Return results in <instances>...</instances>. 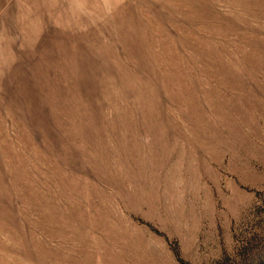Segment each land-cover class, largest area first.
I'll use <instances>...</instances> for the list:
<instances>
[{
  "label": "rangeland",
  "instance_id": "374dc122",
  "mask_svg": "<svg viewBox=\"0 0 264 264\" xmlns=\"http://www.w3.org/2000/svg\"><path fill=\"white\" fill-rule=\"evenodd\" d=\"M0 264H264V0H0Z\"/></svg>",
  "mask_w": 264,
  "mask_h": 264
}]
</instances>
